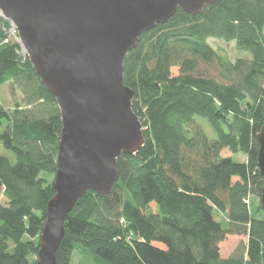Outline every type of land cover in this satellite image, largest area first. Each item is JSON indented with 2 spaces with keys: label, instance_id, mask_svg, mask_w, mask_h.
Returning <instances> with one entry per match:
<instances>
[{
  "label": "trees",
  "instance_id": "16d2710c",
  "mask_svg": "<svg viewBox=\"0 0 264 264\" xmlns=\"http://www.w3.org/2000/svg\"><path fill=\"white\" fill-rule=\"evenodd\" d=\"M11 29L0 16V86L22 94L10 110L0 107V148L14 159L0 155V264H34L62 124ZM210 38L234 41L248 58L230 62ZM125 57L145 145L119 156L110 195L89 191L75 203L55 264H72L74 252L82 264H264V213L247 200L263 184L256 135L264 125V0H216L198 16L178 9ZM202 64L217 65L225 82L199 75ZM225 149L231 156L220 155ZM237 154L246 160L234 161ZM230 235L245 241L222 258L219 244Z\"/></svg>",
  "mask_w": 264,
  "mask_h": 264
},
{
  "label": "water",
  "instance_id": "95a60500",
  "mask_svg": "<svg viewBox=\"0 0 264 264\" xmlns=\"http://www.w3.org/2000/svg\"><path fill=\"white\" fill-rule=\"evenodd\" d=\"M216 0H0L39 82L55 99L62 124L54 195L45 208L34 264H55L64 221L85 193L108 196L117 159L145 145L142 121L132 110L123 62L139 37L178 9L198 16ZM259 197L264 213V125L256 135Z\"/></svg>",
  "mask_w": 264,
  "mask_h": 264
},
{
  "label": "rangeland",
  "instance_id": "374dc122",
  "mask_svg": "<svg viewBox=\"0 0 264 264\" xmlns=\"http://www.w3.org/2000/svg\"><path fill=\"white\" fill-rule=\"evenodd\" d=\"M10 39H12L13 41L17 42V38L15 36V30L11 29L10 31ZM207 43H209V45L217 52L219 53L221 56H226L227 59L230 62H234L237 58H248V54L247 53H242L239 52L236 49L235 46V42H224L223 40H218V39H214V38H210L207 40ZM22 55H25V51H23L22 49L20 50ZM172 73L175 75L177 73V69L173 68L172 69ZM197 73L199 75H205L207 77H213L216 80H218V82L223 83L225 82L218 73V68L217 65L212 64V65H205L202 64L200 66V68L198 69ZM22 98V94L20 93L19 90H14L13 92H11L10 90V84H3L0 86V107L10 110L14 105V101H18L20 102ZM199 124L201 125V127L203 128V130L205 131L207 137L209 139H213L215 140L216 135L214 134L212 128H210L208 122L206 121V119L204 118H199V117H195ZM5 123L3 122L2 125L0 126V134L2 131H4L5 127H4ZM0 155H6L9 156L11 158V156L7 153V151H5L3 148H0ZM222 157H226V156H231V153L229 152L228 149H225L221 152L220 154ZM12 161L14 160L13 157L11 158ZM232 159L234 161L237 162L238 161H245V157L241 154H237V156H232ZM54 178V177H53ZM235 179H233L234 181ZM249 200L250 204L253 202L255 204L259 203L260 205V201L259 198L250 195V197L247 199ZM254 204H252L251 208L253 209ZM214 218L217 222H221V224H223L224 226L225 224V215L223 213L220 212H216L214 211ZM245 241V237L244 236H227L226 239L224 241L220 242V256H222V258H227L229 257V255L231 254V252L236 248L237 243L240 241ZM83 262H86V260H83ZM82 255L79 254L78 252H74L72 255V259H71V263L72 264H82Z\"/></svg>",
  "mask_w": 264,
  "mask_h": 264
}]
</instances>
